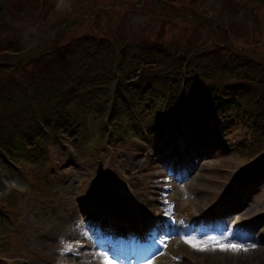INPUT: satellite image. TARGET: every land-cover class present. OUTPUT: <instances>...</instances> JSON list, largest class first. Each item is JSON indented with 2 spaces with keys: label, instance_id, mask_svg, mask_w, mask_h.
Masks as SVG:
<instances>
[{
  "label": "rangeland",
  "instance_id": "rangeland-1",
  "mask_svg": "<svg viewBox=\"0 0 264 264\" xmlns=\"http://www.w3.org/2000/svg\"><path fill=\"white\" fill-rule=\"evenodd\" d=\"M124 1L128 2V10L117 5L118 9L106 11L97 5L81 9L85 0H49L46 5L52 9L43 17L42 24L45 28L53 26L55 36L44 42V47L39 46L38 51H49L54 43L75 38L62 48L74 47L79 36L88 33L100 36L97 33L104 32L101 28L109 17L116 21V28L119 26L121 39L151 37L160 30L157 17L166 18L165 12H168L180 19L173 20L175 24L165 22L168 38L177 31L181 34L184 27L187 30L183 36L189 38L199 27L195 30L199 42L214 46L216 38L218 42L227 39L246 55L264 56V9L256 5L240 4L236 0H196L192 5L197 17L191 20L190 11L178 0L172 10L160 6L165 0H145L150 3L144 7L146 12L136 10L144 0ZM36 9L26 12L28 18L21 15L20 19L32 23L38 17ZM201 15L216 22V29L209 21L200 20ZM61 23L63 29H58ZM0 73L2 78L4 73L2 70ZM144 122L140 129L142 139H135V131L128 128L123 138L120 137L123 143L118 144V141L112 142L110 127H98L94 117L80 140L66 137L59 147L49 146L46 162L38 165L18 162L17 166L0 163V264H87L91 260L88 256L92 257L91 250L72 244L83 240L82 229L75 225L76 207L87 222L94 220L98 210L104 214L106 208L110 214L105 219L112 216L116 224L129 229V224H134L143 243L137 246L134 255L140 257L133 264H264V177L248 179V165L244 159L240 160L237 150L248 142L244 138L245 128L233 123L227 130L225 127L231 123L224 121L225 125L216 130L218 135L213 131L216 136L210 140L212 145L205 146L197 145L189 126L179 122L181 134L188 138L184 143L193 146L191 155L197 157L188 160L186 150L181 149L183 156H178L182 162L176 164L169 154L178 152V140L171 139L170 145L165 146L167 137L159 139L158 133L150 136L148 118ZM117 128L114 127L116 132ZM145 129L147 135L143 136ZM101 131L109 134L108 140L101 138ZM151 137V143L146 145L145 139ZM85 203L90 210L89 217ZM214 211L223 216L222 231L206 227L203 238V243L209 245L206 250L190 246L189 251L193 249L194 254H186L185 247L171 240L174 243L171 248L164 249V256L156 258L168 237L161 227L169 223L170 215L176 216V220L202 213L213 215ZM138 217L142 219L137 222ZM142 226L147 229L140 232ZM17 227L21 234L17 233ZM214 240L248 250L222 251L211 246ZM109 243L121 249L132 248L134 253V245L130 246L125 236L120 238L114 233ZM135 260L132 256L129 261Z\"/></svg>",
  "mask_w": 264,
  "mask_h": 264
},
{
  "label": "trees",
  "instance_id": "trees-1",
  "mask_svg": "<svg viewBox=\"0 0 264 264\" xmlns=\"http://www.w3.org/2000/svg\"><path fill=\"white\" fill-rule=\"evenodd\" d=\"M236 1L264 9V0ZM48 2L0 0V71L4 73L0 78V163L36 164L28 159L37 155V147L43 150L48 143H63L69 135L75 140L80 127L87 128L94 117L98 127H118V132H111L116 141L128 128L123 118L140 113L160 121L163 115L172 126L177 113L197 133L211 117L215 130L223 118L231 123L229 130L233 123L243 126L248 142L237 150L240 159L249 162L260 156L247 178L264 177V56L246 55L227 39L218 42L216 38L214 46L199 42L195 33L199 27L193 30V38L183 36L185 27L168 38L165 22L180 20L168 12L166 18L157 17L160 30L151 37L121 39L119 26L109 17L101 28L104 32L97 33L100 36L88 33L79 36L74 47L62 48L75 38L38 51L55 36L53 26L42 24L52 9ZM175 2L165 0L160 6L172 10ZM178 3L190 11L191 20L197 17L192 5L196 0ZM148 4L144 0L136 10L148 11L144 9ZM94 5L106 11L118 9L117 5L129 9L124 0H85L81 9ZM34 7L36 20L20 19ZM200 20L217 27L205 15Z\"/></svg>",
  "mask_w": 264,
  "mask_h": 264
},
{
  "label": "snow or ice",
  "instance_id": "snow-or-ice-1",
  "mask_svg": "<svg viewBox=\"0 0 264 264\" xmlns=\"http://www.w3.org/2000/svg\"><path fill=\"white\" fill-rule=\"evenodd\" d=\"M185 243H188L193 248H197L199 250H206L208 248V246H209L206 243L198 242L196 240H185ZM211 246L213 248L218 247L222 251L239 252V251H247L248 250L247 248H241L237 244H225L222 241H213ZM105 264H111V262L109 260H107V258H106L105 259Z\"/></svg>",
  "mask_w": 264,
  "mask_h": 264
}]
</instances>
